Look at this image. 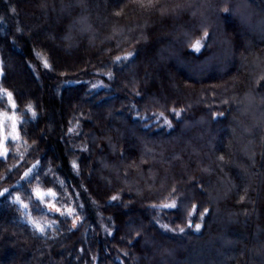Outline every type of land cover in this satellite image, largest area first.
I'll list each match as a JSON object with an SVG mask.
<instances>
[{
  "label": "trees",
  "instance_id": "obj_1",
  "mask_svg": "<svg viewBox=\"0 0 264 264\" xmlns=\"http://www.w3.org/2000/svg\"><path fill=\"white\" fill-rule=\"evenodd\" d=\"M261 77L264 0H0V87L25 145L0 158V264H264Z\"/></svg>",
  "mask_w": 264,
  "mask_h": 264
},
{
  "label": "snow or ice",
  "instance_id": "obj_2",
  "mask_svg": "<svg viewBox=\"0 0 264 264\" xmlns=\"http://www.w3.org/2000/svg\"><path fill=\"white\" fill-rule=\"evenodd\" d=\"M135 3H138L142 8H145V9H154L156 8V6L158 4L161 3V0H134ZM122 11L123 9L121 8L120 11H116L114 12V15L116 16H119L122 14ZM161 11V14H165V9L164 8H161L160 9ZM223 11L225 12H228L229 9L226 7L223 9ZM208 39V33L205 31L203 33V36L200 38V39H195L193 41L190 42V47L192 49L193 52H196V53H199L204 47H205V44H204V41ZM133 53H127L126 55L124 56H116L115 57V60L116 62H120L121 60H124V61H127L129 59H131ZM39 58L43 61V65L44 67L46 68H51V65L49 64L48 60L41 56L40 54H38ZM109 75V78H111V73L108 74ZM261 79H264V77H261ZM3 97H7L8 101L10 102L11 104V107L13 109H15L16 107V104H15V101L13 100V97H12V93L7 91L6 89H0V98H3ZM225 103H227V101H225ZM28 110L32 112V115L35 116V112L33 111L32 109V106L31 105H28ZM173 113H175L176 115H179L180 112H178L175 108H173L171 110ZM180 111H183V110H180ZM223 113H221L220 115H222ZM155 115V114H154ZM161 117H164V113H160L159 114ZM147 117H145L146 119ZM10 119H13V125H12V132H15V122H14V117L10 118ZM165 119V123L168 124L169 126H171V121L170 120H167L166 117H164ZM70 131H73L75 132V129H72ZM0 133H2V125H0ZM78 134V133H77ZM7 137H3L2 135H0V147L3 146V141L6 140ZM11 139L13 141L15 140H18L19 139V136L18 135H14L11 137ZM83 151H87V149H82ZM7 156V151L6 149L3 150V151H0V158H6ZM218 159L220 161H223L224 160V157L223 156H220L218 157ZM39 162H37L38 164ZM72 166H73V169L76 170L77 172L79 171V165L76 163V161H73L72 162ZM37 165H33L32 168H30L27 172L24 173V177L25 179H30L34 176V173H33V169L36 168ZM8 191V189H5L3 192H0V196H4L5 193ZM176 190L173 189V192H175ZM34 195L36 197L37 200H39L41 203L44 204L45 207H47L49 210H52V211H56V212H59L61 215H65V216H76V220L79 219V216L78 214L75 213L74 209L72 208H67L66 211H61L60 208L56 207L55 203H52L50 200H48V198H55L57 193H55L53 190L51 189H48L46 192L37 188L35 191H34ZM112 200H118L119 197L118 196H112L111 197ZM16 201L17 202H20L22 203V201L19 200V197L16 198ZM24 208H28V205L27 204H23L22 205ZM153 207H159V208H167V209H175L177 207H179V205L177 204V200L176 199H173L171 202L169 203H163V204H160V205H153ZM207 214V209H203L202 211H200L199 213L197 212V205L193 204L191 209L188 211V216H193V215H199L200 218L202 219L204 215ZM76 220L73 221V224L75 226V223H76ZM32 224H33V227L34 229L40 233L41 235H44L48 229H50L52 227L51 224H46L44 222H41V221H38V220H33L31 221ZM162 227L167 230V231H173L174 229H170L168 227V225H162ZM188 227L189 228H192L193 225L192 223L189 221L188 223ZM201 229V225L200 224H196L195 225V231H200ZM180 232H183L184 229L183 228H180L179 229Z\"/></svg>",
  "mask_w": 264,
  "mask_h": 264
},
{
  "label": "rangeland",
  "instance_id": "obj_3",
  "mask_svg": "<svg viewBox=\"0 0 264 264\" xmlns=\"http://www.w3.org/2000/svg\"><path fill=\"white\" fill-rule=\"evenodd\" d=\"M69 54V53H68ZM0 89H2L0 87ZM6 98V101L8 103V106H9V109L7 111H5L4 113L1 112V116H0V125H2V133H0V135H2L3 137H7L6 140L3 141V146L0 147V151H3V150H7V142H10L12 144H15V148H16V151L19 153V151L21 152L22 150H24V143L22 141V139L20 138V135H19V132L17 130V118L14 114V111H13V108L11 107V104L10 102L8 101L7 97ZM14 117V122H15V132H12V125H13V119H10ZM14 135H18L19 136V139L18 140H15L13 141L11 139L12 136ZM24 177V176H23ZM17 186L20 185V183H17L16 184ZM46 192V191H45ZM19 197V200L22 201V203L20 202H17L16 201V198ZM12 198L13 200L19 205V207L21 209H23V211L25 212V215H24V220L29 222L32 226V222L33 220H38V221H41V222H44L46 224H51L49 221H45L44 219L42 218H36L33 214H32V211H31V208L29 207V203L27 201H25L23 199V197L19 194V193H14L12 195ZM53 203V202H52ZM23 204H27L28 205V208H24L22 205ZM57 207V206H56ZM41 211H49V209L47 207L44 206V204L42 203V207L40 208ZM76 220V219H75ZM79 221L76 220V223ZM75 223V224H76Z\"/></svg>",
  "mask_w": 264,
  "mask_h": 264
}]
</instances>
